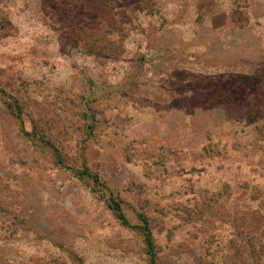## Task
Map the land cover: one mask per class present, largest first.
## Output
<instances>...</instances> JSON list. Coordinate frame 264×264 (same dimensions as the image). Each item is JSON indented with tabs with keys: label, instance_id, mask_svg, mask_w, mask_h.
Returning <instances> with one entry per match:
<instances>
[{
	"label": "rangeland",
	"instance_id": "rangeland-1",
	"mask_svg": "<svg viewBox=\"0 0 264 264\" xmlns=\"http://www.w3.org/2000/svg\"><path fill=\"white\" fill-rule=\"evenodd\" d=\"M101 1L0 0V264H264V0Z\"/></svg>",
	"mask_w": 264,
	"mask_h": 264
},
{
	"label": "trees",
	"instance_id": "trees-1",
	"mask_svg": "<svg viewBox=\"0 0 264 264\" xmlns=\"http://www.w3.org/2000/svg\"><path fill=\"white\" fill-rule=\"evenodd\" d=\"M100 4L102 6V9H107L108 6L111 4V1L110 0H102ZM112 202L113 203H111L110 208L113 210V212H114L115 216L118 218V220L125 225L131 226L128 219L126 218L125 214L123 213V210H122L119 202L116 201L115 199H113ZM137 227L140 229L141 234L143 236V241H144V245L146 248L145 252L148 256V264H156L154 244H153L151 233H150V230H149L147 224L144 223L141 225H137Z\"/></svg>",
	"mask_w": 264,
	"mask_h": 264
}]
</instances>
